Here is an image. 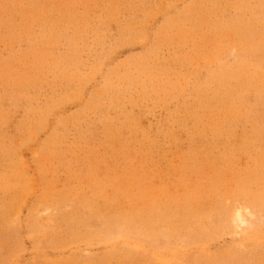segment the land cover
<instances>
[{
    "label": "rangeland",
    "instance_id": "1",
    "mask_svg": "<svg viewBox=\"0 0 264 264\" xmlns=\"http://www.w3.org/2000/svg\"><path fill=\"white\" fill-rule=\"evenodd\" d=\"M0 264H264V0H0Z\"/></svg>",
    "mask_w": 264,
    "mask_h": 264
}]
</instances>
